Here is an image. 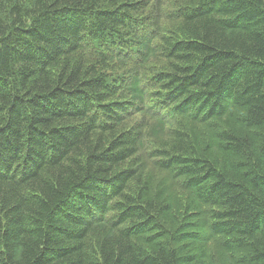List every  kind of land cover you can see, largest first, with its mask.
Returning a JSON list of instances; mask_svg holds the SVG:
<instances>
[{"label": "trees", "instance_id": "1", "mask_svg": "<svg viewBox=\"0 0 264 264\" xmlns=\"http://www.w3.org/2000/svg\"><path fill=\"white\" fill-rule=\"evenodd\" d=\"M139 1L0 0V264H264V0L153 19L112 100L80 49Z\"/></svg>", "mask_w": 264, "mask_h": 264}, {"label": "rangeland", "instance_id": "2", "mask_svg": "<svg viewBox=\"0 0 264 264\" xmlns=\"http://www.w3.org/2000/svg\"><path fill=\"white\" fill-rule=\"evenodd\" d=\"M182 0H141L136 6L137 16L134 19L130 27L131 30H120L121 41L118 42L113 37H117L116 33L107 35L106 44L99 45L98 42L88 40L85 42L81 50V54L84 61V67L95 70L97 74L101 73L106 76L108 83L116 85L114 95L110 97L112 100H125L128 97V93L125 90V86L118 84L117 77L128 75L129 70L132 69L138 76L146 80L149 71L152 70L151 64H147L145 67L137 66V57L135 47L138 45V39L143 32L154 34L150 21L157 19L159 29L156 30L163 32L168 37H181L182 32L179 30V21L172 15L175 9L179 8ZM129 27V28H130ZM136 27V28H133ZM119 39V38H118ZM111 41V43H110ZM105 45V46H104ZM158 60H161L158 57ZM118 84V85H117ZM151 103V98H147V104ZM134 119L130 120L129 125L133 124ZM159 144L155 143L151 139L147 141L146 150L150 151L158 149ZM159 159V158H155ZM152 160L147 163V169L152 165ZM154 165V164H153ZM156 165V164H155ZM155 172L157 179L164 176V172L159 170L155 166ZM180 180L174 181L172 184L173 197L179 202H185V193L180 186Z\"/></svg>", "mask_w": 264, "mask_h": 264}, {"label": "bare ground", "instance_id": "3", "mask_svg": "<svg viewBox=\"0 0 264 264\" xmlns=\"http://www.w3.org/2000/svg\"><path fill=\"white\" fill-rule=\"evenodd\" d=\"M181 40V39H180Z\"/></svg>", "mask_w": 264, "mask_h": 264}]
</instances>
